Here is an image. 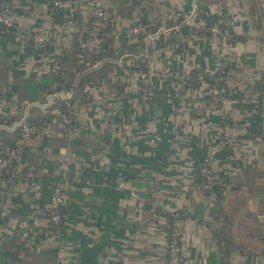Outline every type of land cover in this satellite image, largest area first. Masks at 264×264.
<instances>
[{
  "label": "crops",
  "instance_id": "1",
  "mask_svg": "<svg viewBox=\"0 0 264 264\" xmlns=\"http://www.w3.org/2000/svg\"><path fill=\"white\" fill-rule=\"evenodd\" d=\"M94 2L119 38L101 67L83 76L103 87L92 91L66 130L56 107L36 105L52 79L30 36L50 35L57 51L71 47L78 33L97 34ZM192 6L197 21L208 15L228 28L231 43L198 37L187 25L149 40L125 34L136 21L184 18ZM10 13L12 26L0 35V115L46 117L51 125L21 143L23 160H11L10 175L0 176V264H55L57 248L64 251L61 264H164L165 220L158 208L186 215L180 237L186 264H264V0H17ZM221 61L231 65L224 100L232 122L228 145L210 159L209 190L183 191L195 185L192 170L208 158L219 129L216 114L198 119L185 109L203 103ZM138 63L152 75L156 97L130 109L125 102L136 93L135 78L121 76L119 88L104 82L111 71L122 74ZM175 71H201L205 83L187 94L175 78L163 77ZM0 139L13 136L0 133ZM25 166L39 170L37 191L20 180ZM51 177L63 180L61 228L51 240H29L17 251L11 242L17 222H29L33 212L40 216L32 227L43 229L40 210L51 202ZM120 183L126 188L118 189Z\"/></svg>",
  "mask_w": 264,
  "mask_h": 264
},
{
  "label": "built area",
  "instance_id": "2",
  "mask_svg": "<svg viewBox=\"0 0 264 264\" xmlns=\"http://www.w3.org/2000/svg\"><path fill=\"white\" fill-rule=\"evenodd\" d=\"M17 0H0V35L7 32L11 24V9ZM57 2L53 1L52 6H56ZM90 6L95 11L101 22V28H104L109 23L108 15L105 8L98 3H91ZM195 7L192 6L190 12L184 18H178L175 14H170L163 18L151 19L146 24L141 22H134L127 30L125 34L127 36H139L149 40L160 33H166L167 31H179L184 25L190 26L192 33L198 37H205L212 40L228 42L232 38V33L228 28L221 26L218 22L212 24L210 27H206L202 21H197L194 16ZM104 35L97 37L96 34L92 36H86L78 33L74 42L76 43V54L74 55L73 62H67L65 65L61 64V57L70 58V52L72 47L65 46L57 51L54 49L55 43L50 35L44 36H30V42L33 48L37 51L39 64L45 69L48 75H56L57 73H69L72 75L73 81L71 86L67 89L61 88L57 85L49 87L45 93L42 102H37L36 105L42 110H48L51 107H56L59 103L63 109V129L71 130L73 128L74 117L80 110L81 106L86 102L92 91L101 89L103 84L95 81L93 85L84 83L78 89L76 84L82 76L97 70L101 67L106 52L103 46L106 44L107 49H111L118 41L119 34L115 29L110 26ZM207 35V36H205ZM47 47H51V51L47 50ZM134 68L126 67L123 69L122 74L132 76L135 78L139 85H136V93L134 96L129 97L125 102V107L130 109H136L143 106L153 100L156 97V91L151 82L152 75L148 71H142L137 65L132 66ZM128 68V69H127ZM230 67L227 61H221L217 65L212 84L208 85L206 96L208 101L191 106L188 105L185 110L191 111L192 114L198 119H206L212 114H216L220 119V125L218 129V136L214 141L215 144L209 151L208 158L202 160L199 165V183L190 186L182 187L183 191L194 192H207L209 190L211 180L210 159L215 155L216 151L222 148L224 145H228L229 130L231 119L226 113L224 107V100L228 91L225 89L226 81L229 75ZM187 74H180V72H165L164 78H175L179 85L184 87L185 93H191L190 85L185 84L187 79L184 77ZM194 79L196 84L201 85L205 83V77L201 71L194 73ZM121 76L116 72H113L109 77L110 86L120 84ZM186 86V87H185ZM181 111L180 109L177 112ZM26 118L13 119L9 122H3L0 124V133L11 134L13 136L12 146L6 144L0 139V176L10 175V169L7 167L11 160L22 161V148L23 143L29 136L37 132L42 128H48L49 124H42L40 126H34L28 124ZM26 167V166H25ZM39 170L32 166L24 168L20 175V180L28 185L32 190L37 191L39 184L34 180L36 173ZM44 175L47 173L45 170H40ZM50 188L52 191V198L47 214L43 218V229L45 242L56 237L58 231L51 235V232L57 230L56 227L60 221L59 207L64 205L63 199V180L57 177H51L49 179ZM118 189L126 188L123 183H120ZM36 219V218H34ZM32 224H28L26 221H19L16 224V245L25 243V240L34 236V232L31 230ZM49 230V231H48ZM180 237H181V221H175L172 224L171 240L165 246V255L167 256L166 264H186L181 257L180 250ZM179 242V245L176 244ZM26 244V243H25ZM64 257V251L62 248H57L55 254V264H61Z\"/></svg>",
  "mask_w": 264,
  "mask_h": 264
},
{
  "label": "trees",
  "instance_id": "3",
  "mask_svg": "<svg viewBox=\"0 0 264 264\" xmlns=\"http://www.w3.org/2000/svg\"><path fill=\"white\" fill-rule=\"evenodd\" d=\"M199 21H202L203 23H204V25L206 26V27H210L212 24H214V23H216L217 21L216 20H214L213 18H211L210 16H208V15H203L202 17H201V19H199ZM148 22V21H147ZM147 22H143L144 24H146ZM110 23V22H109ZM142 23V22H141ZM110 26H111V24H110ZM109 26V24L107 23L106 24V26L104 27V28H102V29H100L99 30V32L96 34V36L97 37H101L102 35H104V33H106L107 31H108V29H110L111 27ZM205 36H207V35H205ZM234 39V35L232 34V38H231V40L230 41H228V43H231V41ZM104 48H102V49H104L105 50V52H106V54L107 53H109V51H110V49H107L106 48V44L104 43V46H103ZM47 50H49V51H51L52 49H51V47H47ZM76 54V43L74 42V44H73V47H72V51L70 52V58H66V57H61V58H59L60 59V62H61V64H63V65H65L67 62H73V60H74V55ZM229 64V67H231V65H230V63H228ZM123 65V64H122ZM135 65H137L138 66V68H135V70H137V69H140V70H142V71H147V69H146V67L143 65V64H135ZM123 66H125V65H123ZM124 68H126V66L124 67ZM133 68V67H132ZM132 68H130V69H132ZM128 69V68H127ZM133 70H134V68H133ZM113 72H116L119 76H123V74H121V72L118 70V69H115V70H113V71H111L108 75H107V78H106V80H105V82H104V84H106V85H108L109 84V77H110V75L113 73ZM194 73L195 72H190V73H188L186 76H184L186 79H187V81H185V84H188V85H190V88H191V90L192 89H196V87H198L199 85L198 84H196V82H195V79H194ZM51 76V79H52V85H50V86H46V89H45V91L49 88V87H51V86H53V85H57V86H59V87H61V88H64V89H67V88H69L70 86H71V80H68L67 78L69 77V76H72L71 74H69V73H57L56 75H50ZM104 77V74L103 75H101L100 76V78H103ZM214 78V77H213ZM93 78H88V77H83L82 76V78L80 79V80H78V82H77V84H76V88H80L81 87V85L82 84H84V83H89V84H91V85H93L94 84V80H92ZM171 79H173V78H168L167 80L170 82L171 81ZM213 80V79H212ZM212 80L210 81V82H207L208 83V85H210V84H212ZM97 82H100V83H102L103 81L102 80H97ZM103 84V83H102ZM136 85H139V83L138 82H136ZM114 87H116V88H119L120 86H117V85H115ZM186 87V86H185ZM224 87H225V89L226 90H228L227 89V87L224 85ZM259 89H260V83H256V85H255V91L257 92H259ZM257 92V93H258ZM209 100V98H207V97H204L203 99H202V102L204 103V102H206V101H208ZM86 102H88L89 101V98L87 99V100H85ZM256 105H259V101H260V96H258L257 98H256ZM85 102V103H86ZM258 108H259V106H258ZM56 109L62 114V116H63V114H64V109H63V107L58 103L57 104V106H56ZM256 109H257V106H256ZM14 118H13V116H6V117H3V116H1L0 115V124L1 123H3V122H9V121H12ZM28 124H32V125H34V126H40V125H42V124H49V125H51L50 123V120H49V118H46V117H42V118H37V119H31V118H28V119H26L25 120ZM63 124H65V123H63ZM218 124L220 125V119H218ZM230 127H232V122H230ZM63 134L65 133V132H62ZM6 144H10V146H12V141H9V140H6V139H4L3 140ZM226 146L227 145H224L222 148H220V152H216L215 153V155H214V157L215 156H217V155H219V154H221L225 149H226ZM23 158H24V154L22 155V160H23ZM202 162V160L200 161V162H198V164L196 165V166H194V168H193V170H192V174L194 175V177H195V185L196 184H198L199 183V165H200V163ZM27 167V166H26ZM26 167H25V169H26ZM58 178H62V177H58ZM62 191H63V189H62ZM59 209H60V211H59V214H60V221H59V224H58V226L56 227V229L57 230H53L52 232H51V235H53V234H55L56 233V231H59V229L61 228V225H62V220H63V215H64V205H62V206H60L59 207ZM157 210V212L164 218V220H165V225H164V231H165V246L168 244V243H170V240H171V230H172V224H173V222H175V221H183L184 220V218H185V214L182 212V210H180V209H173L172 211H166V210H163V209H160V208H158V209H156ZM47 211H48V209H41L40 210V213H41V216H45L46 214H47ZM40 216V215H39ZM38 215H35L33 212H32V214H31V219L29 220V222H28V224L30 225L31 224V220H32V218L34 219L35 217H39ZM18 223V222H17ZM16 223V224H17ZM16 224H15V226H14V228H13V231H12V236H11V242H12V246H13V248H15L17 251H19V250H21V249H23L24 247H25V245L29 242V238H27L26 240H25V243L24 244H21V245H16L15 244V240H16V237H17V235H16ZM31 230L34 232V234H35V236H33L32 238H31V240L32 241H37V242H40V241H43L44 240V233H45V230L44 229H40V228H34V227H32L31 228ZM49 231V230H48ZM176 244H178L179 245V242H176ZM166 261H167V256L166 255H164V264H166Z\"/></svg>",
  "mask_w": 264,
  "mask_h": 264
}]
</instances>
